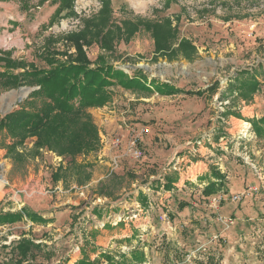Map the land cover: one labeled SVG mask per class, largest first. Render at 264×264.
<instances>
[{
	"label": "rangeland",
	"instance_id": "rangeland-1",
	"mask_svg": "<svg viewBox=\"0 0 264 264\" xmlns=\"http://www.w3.org/2000/svg\"><path fill=\"white\" fill-rule=\"evenodd\" d=\"M51 1L32 0L26 11L17 1L0 2V50L46 68L37 52L49 38L56 48L67 49L63 39L80 29L79 18L51 22L57 7ZM166 1L111 0V7L117 23L169 17L195 48L191 61L157 56L143 32L115 46L114 59L96 44L84 51L91 61L103 54L129 76L141 71L148 81L183 93L163 96L111 87L110 100L88 110L97 149L75 159L90 165L86 182L85 174L66 168L68 159L47 150L12 163L0 148L1 210L26 209L47 221L24 217L0 225V264H77L83 258L128 264L135 250L143 251L142 264H264V139L255 136L249 122L264 114V0H176L165 6ZM98 8L96 0L74 4L78 17H90ZM242 72L260 83L250 102L230 90ZM22 88L35 90L0 91V119L33 91L19 101ZM197 91L203 95L185 94ZM14 92L18 99L4 111L5 97ZM142 127H149L148 134H141ZM116 135L123 139L121 148L110 144ZM4 136L0 140L11 143ZM129 140L142 149L138 160L126 149ZM32 142L26 141V150ZM211 171L228 177L223 187L237 191L203 196L204 186L191 181L197 175L202 181ZM22 239L37 246L25 261L15 248Z\"/></svg>",
	"mask_w": 264,
	"mask_h": 264
},
{
	"label": "trees",
	"instance_id": "trees-1",
	"mask_svg": "<svg viewBox=\"0 0 264 264\" xmlns=\"http://www.w3.org/2000/svg\"><path fill=\"white\" fill-rule=\"evenodd\" d=\"M17 1L20 9L26 11L32 0H0V2ZM47 0H39L44 3ZM76 0H52L57 4L51 22L64 18H79L80 29L70 33L63 39L65 47H73L74 53L67 49L55 47L53 39H48L37 57L46 68H39L34 63L15 60L10 52L0 50V91H8L19 87L35 88L19 107L0 119V148L5 150V159L12 163H23L35 158L40 151L47 150L68 159L69 167L77 174H85L84 182L89 180V164H76L75 159L83 154L93 153L97 149V131L88 112L91 108L105 105L111 97L109 89L119 86L124 90L149 94L156 92L163 96L183 93L181 90L147 78L137 71L132 76L115 67L101 54L91 61L84 47L98 45L101 51L114 57L115 46L129 43L138 33H146L154 43V53L169 60L183 58L191 61L195 56V48L187 40L179 36L176 26L169 17L158 21L140 18H124L116 22L111 7V0H96L99 8L90 17H78L74 10ZM176 0H167L165 6ZM214 0H209L213 2ZM240 2L241 0H234ZM252 0H245L250 2ZM64 15L61 16V14ZM57 42V41H56ZM18 71V72H16ZM232 95L245 102H250L258 92L260 83L250 73L242 72L240 77L229 85ZM212 90V89H211ZM204 91L185 93L202 96ZM253 131L258 139H264V114L258 120H251ZM4 136V137H5ZM33 140L30 150H26V141ZM62 171L61 167L58 173ZM57 173V174H58ZM55 175V180L58 175ZM54 176V175H53ZM210 176L216 183L209 181L202 190V195L209 197L221 191L224 177L216 171ZM167 182V190L171 188ZM221 188V189H220ZM226 193L228 191H225ZM104 194V193H103ZM105 197L107 195H104ZM32 223L46 224L36 213L22 209L21 212H4L0 208V225L20 222L23 218ZM22 261L31 256L32 249L37 246L32 241L22 239L15 246ZM100 258L113 262L111 257L100 254ZM143 251H132L128 264H142ZM77 264H99L96 260L83 258Z\"/></svg>",
	"mask_w": 264,
	"mask_h": 264
},
{
	"label": "built area",
	"instance_id": "built-area-1",
	"mask_svg": "<svg viewBox=\"0 0 264 264\" xmlns=\"http://www.w3.org/2000/svg\"><path fill=\"white\" fill-rule=\"evenodd\" d=\"M140 132L143 135L148 134L149 127H142L140 129ZM106 144H108V143L106 142ZM110 144H111V146L113 148L114 147L121 148L124 145L123 139L119 135H116L112 139H110ZM126 149H129L131 156L135 160H138L141 157V155H142V149L139 147L138 143H136V141H134V140L133 141L129 140V142H128L127 146H126ZM248 191H250V189H248ZM233 199L234 200H239V197L238 196H234Z\"/></svg>",
	"mask_w": 264,
	"mask_h": 264
},
{
	"label": "crops",
	"instance_id": "crops-1",
	"mask_svg": "<svg viewBox=\"0 0 264 264\" xmlns=\"http://www.w3.org/2000/svg\"><path fill=\"white\" fill-rule=\"evenodd\" d=\"M205 169L206 168H204V170L202 171V172H205ZM197 176H199V175H197ZM195 177V179H194V181H191V182H193L192 184L193 185H195V186H198V187H200V188H202V186H205L209 181H213V182H215L216 183V180L214 179V178H212L211 176H210V173H206L205 174V178H204V180H199L200 179V177ZM228 177H225V179H227ZM224 179V180H225ZM237 189V187L235 186V187H233L232 189L230 188H228V187H222V189H221V191H237L236 190ZM193 190V189H192ZM202 189H200V190H197V191H201ZM1 207H2V204H1ZM4 209V208H3ZM43 217V216H42Z\"/></svg>",
	"mask_w": 264,
	"mask_h": 264
},
{
	"label": "bare ground",
	"instance_id": "bare-ground-1",
	"mask_svg": "<svg viewBox=\"0 0 264 264\" xmlns=\"http://www.w3.org/2000/svg\"><path fill=\"white\" fill-rule=\"evenodd\" d=\"M18 94L17 93H10L7 97H5L4 99V111H7L10 109V106L12 105V103L18 99ZM4 184V180L0 179V190L3 187Z\"/></svg>",
	"mask_w": 264,
	"mask_h": 264
},
{
	"label": "water",
	"instance_id": "water-1",
	"mask_svg": "<svg viewBox=\"0 0 264 264\" xmlns=\"http://www.w3.org/2000/svg\"><path fill=\"white\" fill-rule=\"evenodd\" d=\"M32 90L33 89H29V88L20 89V93L22 94V96L18 100L21 101L22 97L27 96Z\"/></svg>",
	"mask_w": 264,
	"mask_h": 264
}]
</instances>
